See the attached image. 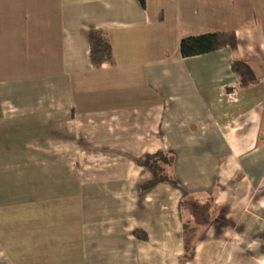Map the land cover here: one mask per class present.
<instances>
[{
	"label": "crops",
	"instance_id": "1",
	"mask_svg": "<svg viewBox=\"0 0 264 264\" xmlns=\"http://www.w3.org/2000/svg\"><path fill=\"white\" fill-rule=\"evenodd\" d=\"M212 34L234 46L181 57ZM159 153L169 182L148 186ZM186 245L185 264H264V0H0V264H179Z\"/></svg>",
	"mask_w": 264,
	"mask_h": 264
},
{
	"label": "trees",
	"instance_id": "2",
	"mask_svg": "<svg viewBox=\"0 0 264 264\" xmlns=\"http://www.w3.org/2000/svg\"><path fill=\"white\" fill-rule=\"evenodd\" d=\"M144 5V0H138ZM89 44V58L94 68H100L111 62V47L102 31H90L87 36ZM225 46H234L233 35L212 34L184 39L180 42V55L184 59L201 56ZM232 71L239 78L241 87H248L255 83L250 68L239 62L232 63ZM172 159L169 154H155L147 156L138 161L140 167L148 169L152 173V181L148 186L158 183L169 182ZM187 227V226H186ZM185 251L184 259L179 264H185L188 255Z\"/></svg>",
	"mask_w": 264,
	"mask_h": 264
},
{
	"label": "rangeland",
	"instance_id": "3",
	"mask_svg": "<svg viewBox=\"0 0 264 264\" xmlns=\"http://www.w3.org/2000/svg\"><path fill=\"white\" fill-rule=\"evenodd\" d=\"M205 205H203V206H199V205H195V208L194 209H189L188 211L189 212H191L192 214H194V218H195V220L197 221V222H200L201 221V218H203L204 217V215H202V214H204L205 213V211H206V206L204 207ZM192 207H194V206H192ZM195 210V211H194ZM202 216V217H201ZM193 232L191 233V234H188V236H186L187 237V239H186V243L187 242H189V241H191V238L193 237ZM189 244V243H188ZM190 247L189 246H187L186 245V249H189Z\"/></svg>",
	"mask_w": 264,
	"mask_h": 264
},
{
	"label": "built area",
	"instance_id": "4",
	"mask_svg": "<svg viewBox=\"0 0 264 264\" xmlns=\"http://www.w3.org/2000/svg\"><path fill=\"white\" fill-rule=\"evenodd\" d=\"M222 96V92H220L219 94V98ZM235 96H236V93L235 92H232V93H228L227 94V100L228 102H234L235 101Z\"/></svg>",
	"mask_w": 264,
	"mask_h": 264
}]
</instances>
